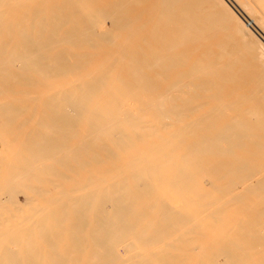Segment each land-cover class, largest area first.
<instances>
[{
	"label": "bare ground",
	"instance_id": "bare-ground-1",
	"mask_svg": "<svg viewBox=\"0 0 264 264\" xmlns=\"http://www.w3.org/2000/svg\"><path fill=\"white\" fill-rule=\"evenodd\" d=\"M250 6L0 0V264H264Z\"/></svg>",
	"mask_w": 264,
	"mask_h": 264
},
{
	"label": "rangeland",
	"instance_id": "rangeland-1",
	"mask_svg": "<svg viewBox=\"0 0 264 264\" xmlns=\"http://www.w3.org/2000/svg\"><path fill=\"white\" fill-rule=\"evenodd\" d=\"M244 1L249 3L251 5L250 7L253 10H256L258 12L257 14L260 17H262L263 22H264V10H262L263 8L259 4V3H264V0H261V2L258 1L259 3H257L256 0H255V3L251 2L250 0H244ZM260 11H262L263 13H261ZM212 12H215V11H212ZM223 27H227L228 29H230L227 24H223ZM225 35L231 36L232 35L231 30L228 31L226 34L221 35V36H225ZM233 40L236 43V45H234V47L240 51L239 54L236 53L234 57L238 58L241 62L240 65H242L243 68H245L243 70V74H246L247 76H249L250 80L260 81L259 85H260L261 89L264 90V70L256 67L254 62L251 61L252 56L250 55L249 51L247 49H245L242 45L238 44L237 43L238 41H236V39H233Z\"/></svg>",
	"mask_w": 264,
	"mask_h": 264
}]
</instances>
